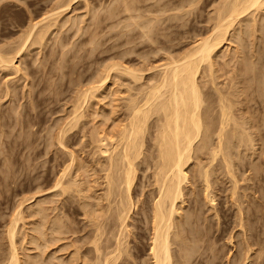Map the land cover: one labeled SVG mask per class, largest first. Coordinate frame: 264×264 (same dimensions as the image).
I'll use <instances>...</instances> for the list:
<instances>
[{
  "label": "bare ground",
  "instance_id": "bare-ground-1",
  "mask_svg": "<svg viewBox=\"0 0 264 264\" xmlns=\"http://www.w3.org/2000/svg\"><path fill=\"white\" fill-rule=\"evenodd\" d=\"M74 1L70 0L68 2L71 3ZM81 1L83 2L85 1L86 3L87 0H81ZM166 1L167 0H165V3ZM186 1L185 3H187ZM119 2H120L119 4L120 6L118 4L117 6L116 4L113 5L115 8L109 5L111 7V9L109 8L111 12H107L108 13L107 18L109 17L108 19L110 20L113 18L115 23L116 21L115 18L119 14L127 13L130 14L129 19L131 18L132 20L134 18L132 11L134 10L133 8L136 6L137 3L136 4L134 3L135 6H133L134 4H132L133 6L132 7L131 3L135 2L134 0L132 2L129 0H121V1L119 0L116 3ZM194 2L192 1L191 4L193 5ZM87 3L85 5H87ZM187 4L189 5V2ZM62 5L58 6L57 8H54V10H51V12L47 13L48 15L46 14L45 18H43L41 22H38L36 24L31 23V25H29L30 27L28 33L25 32L26 35L24 34L25 40L22 39L23 43L22 41L19 42L22 43V45L19 44L20 48L18 47L19 49L16 52H14L15 54L12 53L11 56H8L7 53L4 54L3 51L0 50V70L2 71L6 69L13 70L14 68H17V66L15 67L14 65V60L16 59V56L20 54L19 53L20 51L25 52L26 50L25 48L28 45L27 42L30 41L29 39H31L32 37H33L32 39H34V42L33 40H31L32 44L35 45L43 44L42 42L45 41L44 38H46V34L50 32L49 31L50 28L51 27L55 28V26H57L56 23L59 22L62 23L61 19L58 22L59 18H62L63 14H65L64 13L65 10L70 8L69 4L64 6ZM117 7L120 8V11L118 10L119 8ZM169 7L170 6H168V8ZM177 8L178 7H176V9ZM187 8L189 9V7ZM195 8L193 9L194 11ZM213 8H214V14L211 15V17H209L208 19L210 20L211 23L207 21L210 24L207 26H211L210 29L207 28L209 29L208 32L206 30L208 35L205 37L202 36L203 38L200 37L201 39H199V34L196 33L198 35V40L197 38H195L196 40L195 39L193 40L194 45L192 44L189 50L183 51V54H180V56L175 57L172 56L171 54L172 52L171 49H173L172 45L174 43L171 44L173 41L171 40V38H169L170 33L169 34L167 33V31L169 32L170 28H166L165 25H163L162 28L160 27L163 30L165 26V29L163 30V33L165 31L164 34H161L162 30H160L161 32L160 31L155 32V30H152L153 27L152 29L149 28V31L152 30L154 31V33H158V34L160 33L161 35L159 37L156 36L157 38L151 35L152 36L151 38L149 35L151 33L147 31L146 33L147 35L145 34L144 41L145 40L149 41L151 45L148 46L150 47L154 44L157 45L155 47L152 46L151 50L148 47L149 53L147 54L152 56V54L154 53L157 56H159V53L162 55L163 51H165L164 53H166L163 57L164 63L162 61L163 64L161 65L159 64V66L157 67H155L156 65L153 66L154 70L156 71L155 73L156 75L152 74L153 78L150 77L151 79L148 77L149 83L145 82L146 84H142L144 79L143 76L145 73L144 70H146L147 68L136 70L130 67L127 68L126 66L121 67L120 65H118V63L117 64L111 63V66L109 64V67L105 66V69L104 68H103L104 70L102 69L103 70L102 75L100 74H99L100 76L98 75L99 76L98 80L96 79L95 82L92 81V83H90L91 85L89 84L90 86H88L89 88L86 85L87 88L85 87L84 91L82 90H81L82 92L80 91L81 92L79 93L80 95L78 94L80 97L76 98L78 100L77 102L79 103L78 106L73 107L74 108L73 112H71L70 114L71 116L69 115L70 116L69 121L66 120L67 122L65 123V126L64 127L61 126L63 127L62 130L60 127L61 130L60 134L59 133L57 134L58 139L57 138L52 139V137L50 136L49 142L50 141L51 142L49 144L54 142V141L52 142V140L57 139L56 142H58V144L62 146L61 148H64L66 150L68 148L66 144L67 142L65 143L66 141L65 138L67 137L66 135L69 134V132L72 134L74 129L77 131L79 129L78 126H81L80 128L85 130L86 127L93 121V125L90 124L93 128L92 129L90 128V131L86 132V134H84L83 137L87 138L85 148L88 150L85 158L86 159L90 158L91 160H93L91 163L96 162V167L92 166L91 163L86 162L83 157H82L83 159H80L79 154H77L78 155L77 157H74L76 156L75 153H73L75 149L69 152L71 156L70 164L68 163V161L65 162V165H67L66 163H68L69 165L66 167L62 166L64 168L63 171L58 172L60 173V175L59 177L55 178V183L54 185H52L53 187L51 186L52 188L55 189V191L58 190L56 191L57 194L56 195L54 194V196L52 197L61 196L63 197V200H65L64 201L65 203L63 204L62 202L63 205L61 204L62 205L61 208H59L58 205H56L58 203L54 204L53 202L47 199L46 200L44 199L45 200L44 202L43 201L39 203L36 202V205L34 203L35 206L33 209L35 211V215L37 214L35 217L37 216L39 217V222H37L38 225L35 224L33 225L32 223H30L32 224L33 227H37V228L32 227L35 233L37 232V234L35 233H34L35 235L31 234L29 235L30 237L28 235H24L25 233H22L19 230L20 229L19 224L20 223L22 224L24 221L23 219L26 218V216L25 217L22 216V214L24 215V213L22 212V210L20 211L21 208L18 210V212H16L15 215L13 214L14 216L12 215L13 217H10V219L11 218L13 219L10 220L11 222L8 225V228H6L7 232L5 233L7 235L5 237L8 238V242H9V252L6 254L7 256H3L4 259L0 261V264H21L22 258L27 259L28 262L25 260V263L27 264L55 263V262L53 263V260H57L56 258L55 259L53 258L55 254H52L51 255L52 257L49 255V258H45L43 260H40L39 262L32 261L33 259L35 261L36 258L35 256L38 254H34V255L31 254L26 255V253L25 255L22 254L20 251L22 247L20 245L24 244L22 243L24 242V240L25 242L30 241L32 245L34 243V246L36 245L35 247L37 248V250L39 249L37 253L40 252L38 256L41 258L45 249H47L48 247L52 248V246L53 247L55 246V243L57 245L58 242L60 243V241L70 240L69 245L76 246V247L74 246V251H73L74 253L72 252L73 254H71V255L76 254L75 259L73 260L75 263L73 262V264H263L264 263L261 260L263 253L261 252V250L262 248H264L262 247V244L264 242L261 243L262 240L260 241L259 239L260 236L258 237L259 234V233L257 234L258 231L255 232L256 231L255 229L257 227L256 228L254 227L255 229L253 228L254 226L253 222L255 223V221L249 219L250 216H248L247 212H251L253 209L250 210L248 208L249 210L248 211L247 207L245 208L243 207L244 209L242 208V205L243 206L245 205L244 204L245 201L241 199L243 197L242 195L238 196V194H240L238 188H240L239 185L241 183L238 185L239 182H238V178L236 177V171L238 173L240 172V169L242 170L243 168L240 165V167L236 169L237 168L236 166H238L236 164L237 163L244 164L245 163L244 160L247 159L245 158L243 160L241 158V157L244 158L246 156L239 155V153L241 152L240 149L242 148L244 149L243 151L246 152L247 150L252 149L254 147L253 150H255L256 145L254 146V144L256 143L254 142L253 138L256 137H254V135L257 136L259 133H261L264 130V119H263L264 118L263 117L264 116V65L263 62H260V60L264 58L262 55L264 52V46H262L261 49L259 48L260 52L256 51L257 53H255V55L252 54L251 56L250 52L248 53L249 56H251V58H249L251 60L250 61L248 60L249 62H247V57H246L248 56V54H246L245 52L243 53L242 51L243 49H245V46L243 48V45H245L246 40L245 42L243 40L244 37L246 39V36L252 40L255 39L256 41H258V42L255 41L258 44L256 45L254 40L251 41L250 39L249 40L247 39L248 42L249 41L252 42L251 45L255 44L256 47H259V45L261 46V44H259L261 42V41L259 42L260 37L256 38V35L257 33L258 34L260 33L262 35L264 34V25H262V23L264 24V0H222L221 3L216 4V7L214 6ZM181 9L182 8H180L179 10ZM210 9L208 10L210 11ZM191 11L189 14H191ZM140 13L138 14L139 16ZM157 13L160 14L159 11ZM93 14H96V12H94ZM166 14L167 13H164L163 15ZM131 15L133 18L131 17ZM175 16L177 15L175 14ZM187 16L185 14V17ZM189 16L191 18V15ZM80 19L82 20V17ZM47 21L50 24V25L48 24V26L44 25V23H46ZM100 21H97V23ZM125 21L128 22V20ZM163 21L161 22L163 23ZM52 22H56V23H52ZM94 22H96V20ZM146 22H148V20ZM154 22L157 23L156 20ZM175 22L179 23V21H175ZM51 23L55 25L51 26ZM137 23L135 22L133 25H138L139 23L138 24ZM152 23L153 22L151 21V24L150 23L149 24L153 26L154 24L152 25ZM42 24L44 26L40 27V25ZM124 24L127 26L126 22ZM143 25L144 28L145 26H147L145 25V22L143 23ZM46 26L49 28V30H47L48 28H46ZM174 27H176V25L173 26V28ZM41 28H43V31H41L42 30ZM58 28H60V25L58 26ZM135 28H140V26L138 25V27ZM157 28H159V26L156 27L155 29ZM133 30L131 29L130 31ZM47 31L48 33H46ZM252 36L255 37L251 38ZM185 37H188L187 34ZM163 39L164 40L166 39V41L164 42ZM235 39L238 41H236ZM129 40L131 41V39H128V41ZM140 40H142V38ZM233 40H235L237 43H235V41L233 43ZM186 41L188 42L187 39ZM238 42L240 43L243 42L244 44L243 43L240 44ZM232 43L234 44L233 46H240L239 49L242 48L241 51L237 47L231 49L230 46ZM158 44H162V45L165 44V45L158 46ZM251 45L249 43L250 48L248 50L252 49L253 47L255 48V46L251 47ZM262 45H264L263 42ZM225 49L228 51V54L224 52ZM232 50H233V55L231 52ZM144 51H143V55H144ZM147 51L148 50H146V52ZM254 52L255 51H253V53ZM129 53H131V51ZM220 54H225L224 56H222V58H225V60H227L226 62H224L225 65L223 63V66L220 65L222 63L217 64L218 63L217 61H219L217 59L220 58ZM230 54L232 56H229ZM124 55L125 54H123L122 58L124 57ZM176 55H178V52ZM145 56H141L140 58L141 59L142 57L147 58ZM157 56H155V58ZM239 59H241L243 63ZM259 62L261 63L260 66H258ZM234 64H237L238 67L234 66ZM217 65L219 70H217L216 68ZM231 65L234 68L235 67L237 68L233 70L234 68H232ZM223 67L225 69L226 67L230 68V69L227 68L226 72L224 73L225 76L232 73L231 74L232 77H230L231 75H229V77L227 76L225 77L223 74L220 73L221 71L225 70ZM142 68H144V65L142 66ZM16 70L17 71L21 70V68L20 69L17 68ZM147 70L152 71L153 69L151 68ZM218 71L222 77L220 75H219L220 77H218L219 74ZM120 77L127 78L126 80L128 81L126 82H128L127 84H130L129 86L130 88L131 86H133L134 88V86L136 85H138V88L136 86V90H135L132 88L130 89L128 87L130 93L132 92V90L133 91L135 90V93L134 94L132 93L133 95L129 96L130 99L128 98L129 99L128 105H126V109H125L127 113H125L124 115L125 119L123 120V122L121 121L122 123L121 122H120L121 124L119 123L120 126L119 125L117 126L115 124L117 121L114 123V125L117 126V127L116 126L113 127L114 129L117 128L116 131L114 129L113 131L112 127L111 129L107 128L109 130H104L102 127L103 123L105 122L106 125V122H108L109 120L112 121L114 120L110 119V117L112 116L111 114L112 112H110L109 114L107 108L106 110L104 109L108 103L103 105V102L106 101V99H109L110 95L111 97H113L112 95L116 94L115 92L117 91L118 88L116 90L113 88L118 83L117 81H115L116 78H118L117 80L119 81ZM219 78H223V79L226 78V80L227 78L229 79L228 80L229 83L225 80L229 85L224 84V87L225 85L228 86L227 88L226 87L224 88L223 85L221 88V84H219L220 86L218 85L219 81L217 80ZM201 79L202 81L205 80L203 84L201 83V81H199ZM119 86H122V84H119ZM13 93L14 92L12 91V94ZM128 93L129 92L127 91V95ZM8 96L9 94L6 97ZM254 102L258 107L252 105V103ZM111 103L112 100L110 104ZM99 104H102L103 106H98ZM113 110L114 109L112 108L111 111ZM14 111L16 115L17 110L15 109ZM87 115L91 119H93L90 121V123H89L90 118ZM260 115L263 116L260 117ZM7 116L8 115H6V117ZM85 118L89 119L88 125L86 124V122H83ZM97 119L99 121L101 119V121L99 122ZM95 120H97L98 122L95 123ZM80 122H82L83 125L86 124L87 126L86 127L83 126L85 127L83 128L82 125H80L82 124ZM82 129L81 132L78 133L81 134ZM253 129L254 131L255 130L257 131L254 132V135L251 134L253 133L251 132ZM261 129L263 130L260 131ZM255 133L258 134L256 135ZM51 134L52 133H50V135ZM257 138H259V135L257 136ZM82 139L83 138L81 136L80 140L82 141ZM256 140L257 139H255V141ZM257 141H260L264 145V142H262L263 141L262 138L261 140L259 139ZM261 143L258 144L262 146ZM53 149H51V152ZM238 149H239V153H237ZM243 151L241 152V155L242 153L243 154L245 153ZM262 153H264V151ZM63 155H65V153ZM238 155L240 156V160H238L239 159ZM254 156L251 157V159L255 158ZM262 156L259 157L261 158ZM78 157L79 159H77ZM235 158L238 159L235 160ZM260 158L258 159L257 162L258 165L260 164L259 163ZM6 161L8 162V160ZM9 162H11V160ZM263 163H261L260 165H264ZM257 164L256 162L251 163V166H249L250 165L249 163L247 164L249 166L248 168H250L251 172H253L251 173L250 171H248L249 169L247 170L248 172H250L251 175L253 174V176L250 175L251 177H253L252 179L249 176H247L248 177L247 181L253 180L256 176L260 174V173L258 174V172L261 170V168L263 169V167L259 166V168L261 167L259 170ZM9 165L11 164L9 163ZM141 166H145V168L142 170V168L140 169ZM73 169H75L74 173L72 172L74 171ZM92 170L95 173L94 175L96 176V179H94L95 176L92 177L94 180L93 182L98 181V179L99 181L100 180L103 181L100 182V184L98 182H97L98 184L95 182L96 183L95 185L98 186L101 185V187H103L102 191L100 192L101 193L100 195H97L98 194L97 192H92V190L94 189L93 187L95 186L94 184L93 187H90L91 183L90 185L87 184L89 181H87V183L85 182L84 184H82L83 178L81 179V177L84 176L85 177L84 179H86V177L89 178L90 177L89 172H91ZM140 170H142L143 173V175L141 174L142 178L139 177L138 174L139 172H141ZM147 172H149V174H147ZM243 174L245 173H242L241 175L243 176ZM242 176H240V178ZM220 177L223 178L227 177L228 180L231 182L230 185L232 184L230 188L231 191L230 190L228 191H230L229 200L236 204L237 211L239 214L238 215L239 220L238 217L237 218L235 217L237 219V222L239 221V223L237 226L234 224L236 227H239L240 229L239 233L237 232L238 234H236L237 236L232 234L234 231L232 232L231 228L229 231V224L227 221L229 216L227 217V213L221 215L222 217L218 214V210H217L218 204L216 202L219 197L217 198V193L218 191L219 193L226 192L223 191L224 189H222L221 187L226 182L224 181L225 183L223 182L224 183L223 184L222 183L223 178ZM66 178L68 179L66 180ZM5 179L7 180L6 177ZM80 179L82 181V182L80 181L81 184H79L78 181ZM139 181L141 182L140 184L138 183ZM254 181H260L259 177L257 180H253V184L257 183V182L254 183ZM241 182H244V180ZM217 184L219 187L218 191H216L215 188V185ZM98 186L96 187L98 188ZM242 188L243 186L240 189ZM260 189L262 190V193H260L259 191L258 192L260 193L261 196L263 194V187ZM260 189L258 188V190ZM246 193L245 195L243 193L242 194L246 196V199H248L249 196L247 197ZM72 196L79 198L77 201L79 202V208L81 209V212L83 211L82 215L87 221V224H85L86 226L83 231L85 234L82 232L84 234L83 235L84 240L81 238L82 241H84V246H88V248L85 249V253H83L81 249L79 250V244L82 242H80L79 239H77V237L74 240L66 237V235L68 234L70 235V233L74 235L76 232L80 231L75 229L76 227L74 229L77 231L71 228L73 226L69 225L70 222L65 223L67 219L65 217H69L68 218L70 219L69 221H71L72 219L70 218L71 215L70 212L68 211L70 210V208L73 207L72 206L73 203L71 202L74 198ZM240 196L242 197L239 199ZM225 198H227L226 194H225ZM70 199H72L71 202ZM249 199L246 202L247 206L251 205L248 202ZM239 200L242 201L243 204ZM74 201L76 200L74 199ZM103 201L105 202V204ZM254 204L256 203L253 202L252 204L253 207L252 206L250 207L255 209V211L253 210L254 212L256 211L258 212ZM206 205L210 206L209 210L210 211L212 210L215 213L213 215L218 220L217 224L211 223L213 219H209V216L205 217L206 215L205 213L207 212L204 211L205 209L204 206ZM245 209H246V215L244 211ZM58 211L62 212L61 215L60 213L56 214V212ZM31 212H33V210ZM252 213L253 212H251L249 215H252ZM62 214H64L63 216H65L64 217L65 221H63L62 219L63 218ZM32 215L33 214L29 215L30 218H33ZM50 216H52V218ZM219 216L221 217V220L223 218L222 220L223 223L221 222ZM246 220L248 221L249 226H247ZM237 222L235 223L237 224ZM72 223L75 224V222ZM30 224H28L29 227ZM19 234L20 235L23 234V236H19ZM235 236L236 238L242 237L243 240L241 241L239 240L238 242L236 241L234 243L233 241L235 239ZM21 237H24L23 238L24 240L23 241L20 240L22 242H20V245H17L18 238ZM68 241L66 242L68 243ZM69 245L67 247L65 246V249L68 248ZM229 245H232V249L229 248ZM58 246H55L57 247V251H61L58 250L59 249ZM234 248L236 250L234 253H232V250H234ZM255 248L256 250L254 251V254H252L253 255L252 257L251 253H253L252 251ZM41 249H44V251ZM24 250L22 249V252ZM54 250L56 251V249ZM57 251L54 253L57 254ZM79 251H81L82 253ZM32 256L33 258L31 260ZM50 257L53 259H51ZM68 259L70 258H67V260ZM251 259L252 261L250 262ZM58 260H61V258ZM65 261L66 259L63 260V263ZM60 262H62V260ZM67 262L69 264H72L71 261H67Z\"/></svg>",
  "mask_w": 264,
  "mask_h": 264
},
{
  "label": "rangeland",
  "instance_id": "rangeland-1",
  "mask_svg": "<svg viewBox=\"0 0 264 264\" xmlns=\"http://www.w3.org/2000/svg\"><path fill=\"white\" fill-rule=\"evenodd\" d=\"M68 1H70V0H0V50L3 51L4 54L7 53L8 56H11L12 53L15 54L14 52H16L20 48V45H22L23 40H25V38H24L26 35L25 32L28 33V30L30 27L29 25H31V23L36 24L38 22H41V20L43 18H45L47 13L51 12V10H54V8H57L58 6H60L62 4H63L62 6L68 5V4L70 5L69 6L70 8H68L66 10L64 8L65 14H63L62 18H59V20H58V22H59L61 19L63 24L61 22L56 23L57 21L52 22V23H56L57 26H55V28L51 27L49 30V28L47 27L49 22L47 21L46 22L47 24L44 23V25H47L46 28H48L47 30H49L50 32L49 33H48V31L46 32L48 34H46V38H44L45 41L42 42L43 44H41V45L40 44L39 45L38 44H36V45L32 44L31 40H33V42H34V39H32L33 38L32 37L31 39H29L30 41L27 42L28 45L27 46L25 45L26 48L24 46V48L26 49V50L24 49L26 53L23 51L19 52L20 54L17 55L18 57L16 56V59L14 60V65H15V67L17 66V68H19V69L21 68V70L17 71L16 70L17 68H14L15 70L14 69L13 70H10V69L7 70L6 69L4 71L0 70V100H1L0 101V248H1L0 249V261L2 259H4L3 256H7L6 254L9 252V242H8V238L5 237V236H7L5 233L7 232L6 228H8V225L11 222L10 220L13 219V218L10 219V217H13L16 214V212H18V210L20 208H21L20 211L22 210V212L24 213V215L22 214V216H24V217L26 216V218L23 217L24 218L23 219L24 224L23 223L19 224V226H20L19 230L22 233H25L24 235L29 236V235L35 233L33 228H37V227H33L32 224L38 225L37 222H39V217L38 216L35 217L37 214L35 215V211L33 209L34 206L36 205V202L37 203H39L41 201L44 202L47 199V200H50L51 202H53L54 204L58 203L56 205H58L59 208H61L62 205L65 203L64 202L65 200H63V197H61V196L52 197V196H54V194L56 195L57 194L56 191H58V190L55 191V189L52 188L53 187L52 185H54V183H55V178L59 177V175H60V173H58V172L63 171L64 168L62 166L66 167L70 164V162H71L70 157L71 156H70L69 152L73 151V149H75L76 151L74 150L75 152L73 151V153H75L76 156H74V157H77L78 156L77 154H79L80 159L84 158L85 161L88 163H91L93 161L90 158H87V159L85 158L87 155L88 149L85 148L87 138H84L83 136H84V134H86V132L90 131V128L91 129L93 128L91 126V125H93V121H92V123H90V121L93 119H91L88 115L87 116L90 118V120L88 118H85V120H83L84 119L83 118L82 120H83V122H86L87 125L89 123L91 125L90 124L88 126L86 124L83 125V123L80 122V123H82V124H80V125H82V127L87 126L85 130L80 128L81 126H78L80 131L78 128H76V129H78L77 131L74 129L72 134L69 132V134L66 135L67 137L65 138V140H66L65 143L67 142L66 144L68 147V148L65 147V148H67L66 150L64 148H61L62 146H60L58 144V142H56V140L58 139L57 134L58 133L60 134V131L65 126V123L67 122L66 120L69 121V117L71 116L70 114H71V112H73V109H74L73 107L74 106L76 107L79 104L77 102L78 100L76 99V98L80 97L79 93H81L82 91L85 90L86 85L88 87L91 85L90 83H92V81L95 82L96 79L98 80L99 76L102 75V71L105 69V66L109 67V64L111 66V63L112 64L118 63V65H120L121 67L126 66L127 68L130 67V68L136 69V70L145 69V68H147V69L152 68L154 70L153 66L156 65L155 67H157V66H159V64L160 65L163 64L164 63L163 57L166 54V53H164L165 51H163L162 55L159 53V56H157L156 54L153 53L152 56L154 55L153 56L154 58L151 55L147 54V53H149L148 47L151 50L152 46H154V47L157 46L156 44H154L150 47V46H148V45H151L150 42L147 40L144 41L145 34L147 33V31L151 33V34H149L151 38H152V36L157 38L156 36L159 37L161 34L165 33V31L163 33L165 26H166V28H170L169 32L167 31V33L168 34L170 33L169 38H171V40L173 41L171 44L174 43L172 45L173 49H171L172 50L171 54H172V56H175V57L180 56V54H183V51H187L191 48V46L193 44V40L195 38H197V40H198L197 34H199V39L208 35L207 32L211 27V26H207V25H210L209 23H211L210 20H208V19H209V17H211V15L214 14V8L213 7L214 6L216 7V4L222 2V0H201V2H200V0H191V1H189V0L188 1H186V0H183V1L182 0H176V1L175 0H167L165 3V0H161V1L160 0L159 1L158 0H146V1L145 0H134L135 2L131 3V6H132V4L137 3L136 4L137 7L135 6V4L133 5L136 7V9L134 7L133 8L134 10L132 11L134 18L131 15V17L133 18L131 20V18L129 19L130 14L123 13V14H119L120 16L118 15L119 17L117 16L115 18V20L117 22L115 21V23H114L113 18L111 20L108 19L109 17L107 18V16H108L107 12H111V10H110L111 7L115 8L113 5H115V4H116V6H117V4L119 5L120 2L116 3L119 0L118 1H116V0H89L88 1L87 0L86 3L90 2L89 4L87 3V5H85L86 4L85 1L83 2L81 0H76V1L72 0L74 2H71V3ZM129 1L132 2L133 0H129ZM181 1L183 2V4ZM185 1L187 3L189 2V5L187 3H185ZM192 1L193 2L195 1L193 3V5L191 4ZM184 3L187 4L188 6L185 5ZM211 4H213V5H211ZM183 5H185V6H183ZM168 6H170V7L168 8ZM186 6L189 7V9ZM138 7H139V10L141 13L139 12ZM176 7H178L179 9L182 8L183 12H182V9L179 10L178 8L176 9ZM117 8H119V7H117ZM163 8L165 11L163 10ZM194 8H195V11L197 10L196 12L193 10ZM210 8L213 10H211ZM208 9H210V11ZM118 10L120 11V8ZM135 10H137V11H135ZM158 11L160 14L157 13ZM163 11H164V13H167V14L163 15L164 14ZM190 11H191V14H189ZM94 12H96V14H93ZM133 12H136V13H133ZM86 13H88V14H86ZM139 13H140L141 19H140V16L138 15ZM184 13L186 14V16L191 15V18H190V16L185 17ZM172 14H174V15H172ZM175 14L177 16H175ZM109 15H110V13H109ZM136 15H137V17H136ZM168 15H169V17H168ZM179 15H180V18H179ZM95 16H97V17L100 16V17H98L99 20ZM81 17H82L83 22L80 19ZM173 18H175L176 20ZM182 18H184V19H182ZM100 19H101V21H100ZM195 19H196V21H195ZM95 20H96V22H94ZM125 20H128L129 23ZM147 20H148V22H146ZM150 20L153 22L152 23V25L154 24L153 26L150 25L151 24ZM153 20L154 21L156 20L157 23H155ZM97 21H100V22L97 23ZM161 21H163V23ZM175 21H179V23L175 22ZM102 22H103V24H102ZM118 22L121 25H119ZM125 22L127 23V26L124 24ZM135 22L139 23V24L138 23L137 24L140 26V28H135V27H138V25H133ZM144 22H145V25H147V26H145V28L143 27ZM185 22H186V24H185ZM52 23H51V26L55 25ZM81 23H82V26H81ZM95 23H97V24H95ZM44 25L42 24V25H40V27L41 26L43 27ZM59 25H60V28H58ZM96 25H99V26H96ZM130 25L132 26V28ZM163 25H165V26H164V29L162 30L161 28L163 27ZM172 25L173 26L176 25V27L173 28ZM262 25H264V24L262 23ZM94 26H96V27H94ZM158 26H159V28H157V29H159V30L155 29ZM97 27H99V28H97ZM141 27L144 31L141 29ZM152 27H153V29H152ZM149 28H151L152 30H155V32L156 31L159 32L160 30H162V33L161 34L160 33L159 34L154 33V31H152L150 29L152 31L151 32V31H149ZM207 28H209V29H207ZM37 29H39V28H37ZM41 29L40 30L43 31V28H41ZM92 29L93 30L96 29V30L93 31ZM131 29L132 30L135 29V30L130 31ZM170 30L174 34H172ZM206 30H207V32H206ZM90 31H91V33H90ZM141 31H142V33H141ZM193 31H194V33H193ZM79 32H80V34H79ZM83 32H84V34H83ZM34 34H35V32H34ZM97 34L98 35L100 34V35L98 36ZM141 34H142V36H141ZM143 34H144V36H143ZM186 34L188 37H185ZM174 35H175V37H174ZM196 35H197V37H196ZM257 35H259V36H257ZM257 35H256V38L260 37V39H261V40L259 39V42L261 41L259 43V44H261V46L260 45H259V47L255 46V44L258 45L256 43L258 41H256L255 39H253L254 42L256 41L255 44L251 45V43H252L251 41H253V40L246 36V39L244 37L243 41L245 42V40H246V43L248 42L249 39L251 41H249L247 43L248 45L246 43H245V45H243L244 43L241 42V43H243L242 44L243 48L245 46V49L242 50L243 53L245 52L246 54H248L250 52V55L252 56V54L255 55V53H257L256 51L260 52L261 47L264 46V45H262V42L264 43V34L262 35L260 33L259 34L257 33ZM261 36H262V38H261ZM21 37H23V38H21ZM139 37H141L143 41L140 40L141 38H139ZM173 37L175 38V41H174ZM254 37L252 36L251 38H254ZM161 38H163V37H161ZM128 39H131L132 42L130 40L128 41ZM186 39L188 40V42L186 41ZM93 40L94 41L97 40V41L94 42ZM98 40H100V41H98ZM189 40H191L192 42ZM235 40H233V43ZM21 41H22V43H19ZM163 41L165 42L166 39L165 40L163 39ZM236 41H238V40H236ZM236 41H235V43H237ZM146 42H149V43H146ZM233 43L230 46L231 49H233L234 47H237L239 49L240 46H233L234 45ZM238 43H240V42H238ZM249 43H250L251 47L255 46V48L253 47L254 50H253V48L248 50L250 48ZM171 44H168V45H171ZM143 45H145V46H143ZM160 45L164 46L165 44L164 45L158 44V46H160ZM186 48H188V49H186ZM241 49H239V50L241 51ZM146 50H148V51L146 52ZM171 50H169V51H171ZM130 51H131V53H129ZM143 51H144V55H143ZM251 51H252V53H251ZM253 51H255V52L253 53ZM177 52H178V55H176ZM224 52H226L228 54V51L226 49ZM231 52L233 55V50ZM262 52H263V50H262ZM123 54H125V55L122 58ZM173 54H175V55H173ZM224 55L225 54H220V58L217 59V60H219V61H217L218 62L217 64L222 63L220 65L223 66V63L227 61V60H225V58H222V56H224ZM232 55L230 54L229 56H232ZM262 55L264 57V52ZM141 56H145L147 58L142 57V59H141L140 58ZM155 56H157V57L155 58ZM244 56H246V55H244ZM251 56H249V54H248V56H246L247 62H249L251 60V59H249V58H251ZM149 57H150V59H149ZM143 58H144V61H143ZM227 58H228V56H227ZM262 59L260 60V62H263V65H264V58H262ZM147 60H149V61H147ZM222 60H223V62H222ZM239 60L242 62L241 59H239ZM252 60H253V58H252ZM162 61H163V63H162ZM260 62H259L258 66H260V64H261ZM143 65H144V68H142ZM220 65H219V67H220ZM224 65H225V63H224ZM232 65H233V63H232ZM232 65H231V67L234 68ZM140 66H141V68H140ZM234 66H237V64H234ZM237 67H235V68H237ZM216 68H217V70H219L218 65ZM227 68H229V67H226V69ZM235 68L233 70H235ZM226 69L224 71L220 72L224 76H225L224 72H226ZM229 69H228V71H229ZM146 70H144L145 73L143 76L144 79H143L142 84H146L145 82H148L150 77L153 78L152 74L156 75L155 70L154 71L153 70L152 71L147 70L148 73ZM218 73H219V71H218ZM220 73L218 74V77L221 76ZM231 74H229V75H231ZM150 75H152V76H150ZM229 75H226V76L229 77ZM230 77H232V75ZM117 79L118 78H116L115 81H117L118 83L116 82L117 84L113 88L115 90L118 88L117 91L115 92L116 94H114L115 96L112 95L114 98L111 97V95H110L112 103L116 99V101L113 103L114 105L112 103L110 104L111 100H110L109 96H108L109 99H106V101L103 102V105L108 103L104 109L106 110V108H107V111H109V114H110V112H112L111 113L112 116L110 117V119L114 120V121L109 120L108 122H106V125L104 122L103 126H102L104 130H109V129H111V127L113 130L114 129L113 127H115L116 125L118 126L121 121L123 122V120L125 119L124 115H125V113H127L125 109H126V105H128V100L130 99L129 96L133 95L135 93L136 86L138 88V85L134 86V88H133V86H131V88L135 89V90L134 91L132 90V92L130 93V90H129L130 84H127L128 83V82H126V81H128V80H126L127 78L120 77L119 81ZM220 79H223V78H219L217 80V81H219V83L218 82L217 83H218V85L221 84V88H222V85L224 87V84L229 85L228 84L229 83L228 78H227V80H226V78H224L223 80H220ZM123 80H124V82H123ZM199 81H201V83L203 84V82L205 80L202 81V79H201ZM119 84H122V86H119ZM124 85H126V86H124ZM227 85H225L226 88L228 87ZM9 86H10V88H9ZM208 87H209V85H208ZM6 89H7V91H6ZM206 89H208V88H206ZM12 91L14 92L13 94H12ZM127 91L129 92L128 95H127ZM6 93H7V95L9 94L8 97H6L7 96ZM103 105L99 104L98 106H103ZM252 105H254L255 107H258V106H256L255 102L252 103ZM112 108L114 109L113 111H111ZM15 109L17 110L16 115H15V111H14ZM11 110L13 111L14 114L12 113ZM262 110H263V108H262ZM6 115H8V116L6 117ZM262 116L260 115V117H262ZM88 120H89V123H88ZM97 120H95V123H97L99 121V120L98 121ZM100 121H101V119H100ZM114 123L116 125H114ZM61 126H63V127H61ZM106 126H109V127H106ZM60 127H61V130H60ZM85 127H83V128H85ZM107 128H109V129H107ZM81 129H82L83 135H82V133L81 134L78 133V132H81ZM116 129L117 128H115L114 130L116 131ZM262 130L263 129H261L260 131H262ZM251 132H253L251 134L254 135V132H257V131L256 130L254 131V129H253ZM262 132L259 134L255 133L256 135L257 134L259 135V138H257L258 135L257 136L254 135V137H256V138H253L254 142L256 143V144H254V146L255 145L257 146V147L255 146V150H253L254 149V147H253L252 149H249L250 152H249V150H247L245 152V151H243L244 149L241 148L240 149L241 152L242 151L245 152L244 154L242 153V155H241V152L239 153V149H238L237 153H239L240 156H246L244 158L243 157H241V158L243 160L245 158H247L246 159L247 161L244 160V162H245L244 164H238L237 163L238 161H237L236 165H238V166H236L237 167L236 169H238L240 167V165L243 168L245 167L246 169L242 168V170L240 169V172L242 171L241 174L245 173V174H243V176H246V177H243L240 174V172L237 173V171L235 169L236 177L238 178V182H239L238 185L241 183L240 184L241 186L239 185V187L241 188L243 186V188H242L243 191H242V189L238 188L240 191L239 192L240 194H238V196L239 195L243 196V197L240 196L239 199L242 197L241 199L245 201L244 202L245 205L244 206L242 205V208L247 207V210L249 208L250 210L253 209L255 211V209L252 208L253 207L252 204H253V202L256 203V204H254V206H255L256 210H258V212L257 211L254 212L252 210L251 211V212H253L252 215H249L251 212H247V213H248V216H250L249 219H251L252 221H255V223H256L255 224L253 222V224H254L253 228L257 227L256 229L255 228L254 229L256 230L255 232L258 231L257 234L259 233L258 237L260 236L259 239H260V241L262 240L261 243L264 242V235H263V233H264L263 232L264 231V228H263V226H264V195H263L264 194V185H263L264 184V174H263L264 173L263 172L264 171V165H260V164L264 162V155H263L264 153H262L264 151V145L260 141H257V140H259V139L261 140V138H262L263 139L262 142H264V137H263L264 135H262V134H264V132L263 133ZM50 133H52V134L50 135ZM50 136L52 137V139L57 138L54 140L51 139L52 142L54 141L51 144H49L51 142V141L49 142ZM81 136L83 138L82 141L80 140ZM260 136H262V137H260ZM255 139H257V140L255 141ZM257 142L261 143L262 146L260 144H258ZM53 145H54V147H53ZM51 149H53L52 152H51ZM9 153H11V154H9ZM64 153H65V155H63ZM259 154H262L263 156L259 155ZM240 156H239V159L235 158V160H237V159L240 160ZM253 156L255 158L251 159V157H253ZM259 156H262V157L260 158ZM79 157L77 159H79ZM236 157H237V155H236ZM259 158H260V160H262V159L263 160L262 161L259 160L260 164L258 165L257 162H258ZM6 160H8V162ZM10 160H11V162H9ZM67 161L69 164L66 163L67 165H65V162H67ZM255 162L258 165V168H259V166H261V167H263V169L260 167L261 170H260V168H259V170L261 172L260 171L258 172V174L260 173L259 175H262V176H259L258 174H257L258 176H256L257 179L259 177L260 181H254V183L255 182H257V183L253 184V180H257L256 177L251 181L250 180L247 181V179H248L247 176H249L251 179L253 178V177H251V176H253V174L252 175L250 174L251 170L248 167L251 166V163H255ZM9 163L11 165H9ZM248 163L250 164L249 166L247 165ZM91 165L96 167V162L91 163ZM242 165H244V166H242ZM141 168L143 170L145 168V166H141L140 169ZM73 170L74 171H72V172L74 173L75 169H73ZM142 170H140L141 172L138 173L139 177H141V178L143 175ZM247 170L250 172H248ZM5 172L6 173L9 172V173H7V175H6ZM92 172H93V170L91 172H89L90 173L89 176L91 178L89 176H88L89 178L86 177V179H84L85 178L84 176L81 177V179L83 178L82 179L83 182L80 179V180H78L79 184H81V182H82V184H84L85 182L87 183V181H89L87 184L90 185V183H91L90 187H93L97 182L99 184H100V182H103L102 180L99 181L98 178H97L98 181H95L96 183L93 182L94 180L92 177L95 176L94 175L95 173L94 172L92 173ZM251 173H253V172H251ZM147 174H149V172H147ZM237 175H239V176H237ZM240 176H242V177L240 178ZM5 177L7 178V180L5 179ZM73 177H75V176H73ZM220 178H223V177H220ZM67 179L68 178H66V180ZM94 179H96V176L94 177ZM226 179L228 180L227 177L222 179V183L224 181L226 182V183L224 182L225 184L223 183L224 185L221 184L224 186V188H223V186L219 185L222 187V189H224L223 191H226L225 193L224 192L219 193L218 184L215 185L216 191H218L217 198L219 197L217 199V202H216L218 205L217 204L216 205H217L218 214L220 216L227 213V217L229 216L227 219L228 224H229V231L231 228V231L232 232L234 231L232 234L236 235L240 231L239 227H236L239 223V221L237 222V219H236L239 214L237 211L236 204L229 200V197H230L229 192L231 191L230 188H231L232 184L230 185L231 182L229 180H228L229 181L228 182ZM243 180H244V182H241ZM138 183L140 184L141 182L139 181ZM256 184H257V186H256ZM96 186H98V185H95L93 187L94 191L92 190V188H91V190H92V192L98 193V194L97 193H95V194L100 195L101 194L100 192L102 191L103 187H101V185H99L100 187L98 186V188H97ZM261 186L263 187V194H262L263 196L262 195L260 196V193H262V190L260 189V188H262ZM248 188H250V189H248ZM258 188L260 190H258ZM97 189H100V190H97ZM225 189H227V190H225ZM228 190H230V191H228ZM246 191H247V193H246ZM227 192H228V194H227ZM223 193H224V195H223ZM242 193L244 195L246 193L247 197L249 196L248 199L249 198L250 199L248 202L251 204L250 206H252V207H250L249 205L247 206L246 202L248 199H246V196H244ZM251 193H253V194H251ZM225 194H226L227 198H225ZM73 198L76 201H74ZM73 198H72L73 200L70 199V202L72 200L71 203H73L72 206L74 208L72 207L68 211L70 212V215L72 216V217L70 216V218H72L71 221L75 222V224L72 223L71 221H69L70 220V219H68L69 217L63 216L64 214H62V217H63L62 219H63V221H65L64 219L67 218L65 223L70 222L69 225L73 226L71 228L74 229L76 227L75 229L81 231V232L80 231L76 232L74 235H72L70 233V235L68 234V235H66V237L71 238L73 240L76 239V237H77V239H79V241L82 242V243L79 242L80 244L78 243L79 244V250L81 249V251L83 253H85V249H87L88 246H84V241H82V239H83V235L85 234L83 231L85 229V226H86L85 224H87V221L85 220V218L82 215L83 211L81 212V209L79 208V202H77L79 198H77V197H73ZM251 198H253V199H251ZM226 199H228V200H226ZM54 201H57V202H54ZM62 202H63V204H62ZM240 202H242V201H240ZM34 203H35V205H34ZM104 204H105V202H104ZM242 204H243V202H242ZM257 204H258V207H257ZM20 205H22L23 207ZM224 205H226V206H224ZM18 206H19V208H18ZM207 206L208 205L204 206V208L206 209V210L204 209V211L207 212V213H205L206 214L205 217L209 216V219H213L212 221L210 220L211 223L217 224L218 220L213 215L215 213L212 210H211L212 212L209 210L210 206H208V207ZM260 206H262V207H260ZM29 207H31V208H29ZM225 208L227 209V211ZM27 209H29V210H27ZM207 209L209 210V212ZM32 210H33V212H31ZM14 211H15V213H14ZM60 211L56 212V214L60 213V215H61L62 212H60ZM244 211H245V215H246V209ZM210 213H212V214H210ZM235 213H236V215H235ZM30 214H33L32 215L33 218H30V216H29ZM260 216H261V218H260ZM50 217L52 218V216H50ZM221 217H220V220H221ZM35 219H36V221H35ZM222 220H223V218H222ZM222 220H221V222H222ZM234 220H235V222H237V224L234 222ZM238 220H239V217H238ZM30 223H32V224H30ZM246 223H247V226H249L248 221ZM25 224H27V225H25ZM28 224H30V227ZM6 225H7V227H6ZM235 229H237V230H235ZM26 230H28V231H26ZM77 230H75V231H77ZM35 234H37V232ZM19 236H23V234H21V235L19 234ZM236 236H235V239L233 241L234 243L236 241L238 242L239 240L240 241L243 240L242 237L236 238ZM21 238H18V244L17 245H20V242H22L24 240L23 239L24 237H21ZM26 239H28V238H26ZM20 240H22V241H20ZM66 241H68V240L60 241V243L58 242L57 245L55 243V246L59 245L58 250H61V251H57V247H55V246L54 247L52 246V248L48 247L47 249H45L46 252L44 251V249H41L44 251L42 258L38 256L40 252L37 253V251L39 249L37 250V248L35 247L36 245L34 246V243L32 245V243L30 241L25 242V240H24V242H22L24 244L20 245V246L22 247L23 250L24 249H26V250H24L22 252V249H21L20 251L24 255H25V253H26V255L38 254L35 256L36 258L34 257L35 261H34V259L32 260L33 256L31 257V260L33 262H36V261L39 262L40 260H43L45 258H49V255L51 256L52 254H55L56 257L54 256L53 258L54 259L56 258L57 260H53V263L55 262L54 264H69L67 261H71V263L73 264V262H74L73 260L75 259L76 254L75 255H71V254L74 253L73 251H74L75 245H71L73 247V249H72V247L69 245L70 240L68 241V243ZM60 244H62L64 248ZM67 244L69 245L70 248L68 247L65 249V246ZM81 244H83V245H81ZM263 244H262V247H264ZM20 246H18V247H20ZM81 247H83V248H81ZM77 248H78V245H77ZM229 248L232 249V245H229ZM35 249H36V252H35ZM54 249H56L57 254L54 253V252H56ZM263 249L264 248H262V250ZM53 250H54V252H53ZM235 250L236 249L234 248V250H232V253H234ZM255 250H256V248L253 249V251H252L253 253H251L252 257H253L252 254H254ZM262 250H261V252H263V253H262V257H261L262 259L261 260L264 262V260H263L264 250L263 251ZM5 251H6V253H5ZM81 251H79V252H81ZM51 252H53V253H51ZM58 252H60V253H58ZM53 258H51V259H53ZM60 258H61L62 262H60L61 260H58ZM67 258H70V259L67 260ZM71 258H72V260H71ZM65 259H66V261H65L66 263L65 262L63 263V260H65ZM25 260L27 261V259L22 258L21 264H27V263H25ZM251 261H252V259L250 260V262ZM36 264H39V263H36Z\"/></svg>",
  "mask_w": 264,
  "mask_h": 264
}]
</instances>
